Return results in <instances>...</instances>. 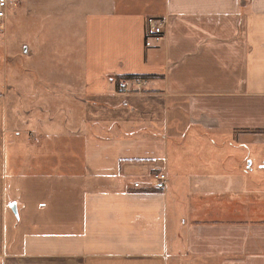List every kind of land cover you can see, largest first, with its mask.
Listing matches in <instances>:
<instances>
[{"label": "crops", "instance_id": "0c3cea01", "mask_svg": "<svg viewBox=\"0 0 264 264\" xmlns=\"http://www.w3.org/2000/svg\"><path fill=\"white\" fill-rule=\"evenodd\" d=\"M13 8L0 264H264V0Z\"/></svg>", "mask_w": 264, "mask_h": 264}, {"label": "rangeland", "instance_id": "374dc122", "mask_svg": "<svg viewBox=\"0 0 264 264\" xmlns=\"http://www.w3.org/2000/svg\"><path fill=\"white\" fill-rule=\"evenodd\" d=\"M15 10L12 7L9 11H8V17L6 18V20L4 21V23H0V31H2V33H0V45L3 47L5 46V44L8 46L9 49L11 48H16L17 46H19V43L21 41V39L16 35V27H15ZM27 39L28 38H24ZM78 45H79V38H78ZM72 47L74 48V45H72ZM7 60L8 61V65H9V73H10V78L8 81V86H9V96L10 99L12 98V96H15V76H16V71L14 70L13 67H11V62H13L15 60V58H9L6 59V54H4V50L3 48H0V73L2 74V68L4 70V64L6 63ZM14 72V74H13ZM2 79V78H1ZM1 88V86H0Z\"/></svg>", "mask_w": 264, "mask_h": 264}, {"label": "built area", "instance_id": "2783aa9c", "mask_svg": "<svg viewBox=\"0 0 264 264\" xmlns=\"http://www.w3.org/2000/svg\"><path fill=\"white\" fill-rule=\"evenodd\" d=\"M21 0H0V23H4L8 17V11ZM166 19H153L149 21V29L155 35V40L161 41L162 36L165 34L167 26ZM167 186V176L164 174H158L155 176L154 187L158 190H164ZM136 188L140 187V184L135 185Z\"/></svg>", "mask_w": 264, "mask_h": 264}, {"label": "trees", "instance_id": "16d2710c", "mask_svg": "<svg viewBox=\"0 0 264 264\" xmlns=\"http://www.w3.org/2000/svg\"><path fill=\"white\" fill-rule=\"evenodd\" d=\"M145 77H137V76H131V77H127V79L132 80V79H144Z\"/></svg>", "mask_w": 264, "mask_h": 264}]
</instances>
